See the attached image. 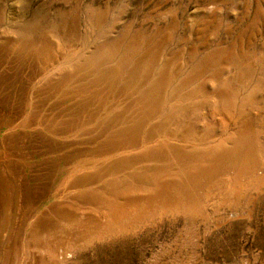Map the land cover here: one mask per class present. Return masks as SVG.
Listing matches in <instances>:
<instances>
[{
    "label": "rangeland",
    "instance_id": "rangeland-1",
    "mask_svg": "<svg viewBox=\"0 0 264 264\" xmlns=\"http://www.w3.org/2000/svg\"><path fill=\"white\" fill-rule=\"evenodd\" d=\"M0 96V178L65 209L31 264H264V0H0Z\"/></svg>",
    "mask_w": 264,
    "mask_h": 264
},
{
    "label": "bare ground",
    "instance_id": "bare-ground-1",
    "mask_svg": "<svg viewBox=\"0 0 264 264\" xmlns=\"http://www.w3.org/2000/svg\"><path fill=\"white\" fill-rule=\"evenodd\" d=\"M42 40V39H41ZM43 43V42H41ZM23 48V47H22ZM23 50V49H22ZM23 54V52H22ZM103 58V57H102ZM14 60V59H13ZM102 60V59H101ZM7 62V61H6ZM70 62V61H69ZM79 63V62H78ZM113 63V62H112ZM12 65V63H11ZM102 65V64H101ZM64 67V66H63ZM120 70V69H119ZM100 72V71H99ZM161 73V72H160ZM101 74V73H100ZM93 75V74H92ZM161 75V74H160ZM164 75V73H163ZM101 77V76H100ZM106 77V76H105ZM161 77V76H160ZM172 77V76H171ZM99 78V77H98ZM108 78V77H107ZM95 80V79H94ZM168 81V80H167ZM99 82V81H98ZM171 83V82H170ZM149 85V84H148ZM163 85V84H162ZM116 86V85H115ZM157 86V85H156ZM135 87V86H134ZM163 87V86H162ZM100 88V86H99ZM169 88V87H168ZM147 89V88H146ZM10 90V89H9ZM157 90V89H156ZM159 90V89H158ZM167 90V89H166ZM123 91V90H122ZM152 91V90H151ZM154 91V90H153ZM5 93V92H4ZM8 93V92H7ZM153 93V92H152ZM178 93V92H177ZM155 94V93H154ZM144 95V94H143ZM165 95V94H164ZM152 96V95H151ZM142 98V97H141ZM140 98V99H141ZM0 96V100H1ZM149 99V98H148ZM139 100V99H138ZM151 100V99H150ZM142 101V100H141ZM153 101V100H152ZM159 101V100H158ZM1 102V101H0ZM139 102V101H138ZM154 102V101H153ZM144 104V103H143ZM149 104V103H148ZM165 104V103H164ZM13 105V104H12ZM139 105V104H138ZM132 106V105H131ZM136 106V105H135ZM142 106V105H141ZM155 107V106H154ZM147 108V107H146ZM151 109V108H150ZM144 110V109H143ZM147 110V109H146ZM145 111V110H144ZM143 111V112H144ZM142 112V111H141ZM17 118V117H16ZM138 120V119H137ZM133 123V122H132ZM130 125V124H129ZM126 126V125H125ZM123 127V126H122ZM126 128V127H125ZM122 134V133H121ZM12 135V134H11ZM123 135V134H122ZM10 136V135H9ZM128 136V135H127ZM11 138V137H10ZM121 138V137H120ZM14 140V139H13ZM109 141V140H108ZM4 144V143H3ZM14 145V144H13ZM244 145V144H243ZM3 146V145H2ZM8 146V145H7ZM169 146V145H168ZM251 146V145H250ZM177 147V146H176ZM228 147V146H227ZM6 148V146H5ZM14 148V147H13ZM167 148V147H166ZM216 148V147H215ZM2 149V148H1ZM0 149V150H1ZM177 149V148H176ZM187 149V148H186ZM225 149V148H224ZM227 149V148H226ZM205 150V148H204ZM152 151V150H151ZM165 151V150H164ZM219 151V150H218ZM2 152V150L0 151ZM248 152V151H247ZM144 153V152H142ZM241 153V152H240ZM255 153V152H254ZM3 154V152H2ZM149 155V154H148ZM235 155V154H234ZM255 155V154H254ZM3 156V155H2ZM8 156V155H7ZM228 156V155H226ZM229 157V156H228ZM243 157V156H242ZM3 158V157H2ZM180 158V157H179ZM178 158V159H179ZM192 157L190 156L189 159ZM148 159V158H147ZM135 160V159H134ZM252 160V159H251ZM2 162V161H0ZM179 162V161H178ZM189 162V161H188ZM187 162V163H188ZM115 164V162H113ZM112 163V164H113ZM123 163V162H122ZM120 162V164L122 165ZM180 163V162H179ZM184 163V162H183ZM85 164V163H84ZM111 164V163H110ZM111 164V165H112ZM113 166H107L103 170V168L100 171V174L98 175L96 171L93 173H85L83 176V179L80 180V190H78V195L82 198L81 200H84L89 204L91 200L93 201L94 199L98 198H105V202H109L105 195L107 194L105 190L107 189H112L115 194H119L125 188L128 186L126 182H123V179L121 180L118 177V174H116V170L114 171V166H118V164ZM104 165V164H102ZM250 165V164H249ZM257 165V164H256ZM1 166V164H0ZM123 166V165H122ZM121 166V167H122ZM143 166V165H142ZM215 166V165H214ZM119 167V166H118ZM120 167V168H121ZM148 167V166H147ZM184 167V166H183ZM11 168V167H10ZM91 168V167H90ZM105 168V167H104ZM123 168V167H122ZM165 168V167H164ZM180 168V167H178ZM185 168V167H184ZM195 168V167H194ZM132 169V168H131ZM142 169L139 168V170ZM161 168L157 167V170L155 173L154 170L151 171L146 168H144L145 171H139V172H134L130 173L133 178H136L139 181L143 180L148 183H156L160 177V172L161 170H158ZM168 169V168H166ZM165 169V170H166ZM181 169V168H180ZM196 169V168H195ZM198 169V168H197ZM3 170V169H1ZM6 170V169H4ZM88 170V168H87ZM122 170V169H121ZM120 170V171H121ZM126 170V169H125ZM143 170V169H142ZM185 170V169H184ZM45 171V170H44ZM119 171V170H118ZM117 171V172H118ZM135 171V170H134ZM149 171V172H148ZM160 171V172H159ZM214 171V170H213ZM12 172V169H11ZM9 173L8 171L4 173V176L2 175L0 178V264H5L7 263V260L13 264H31V260L28 259L29 256L32 254V249H39L41 246L43 247L41 241L44 240L45 235H48V229L50 227V221L53 222V219L55 218H64L65 216V209H62L63 206L56 203L52 204V206L44 213H38L35 214L36 216L30 218L27 217L28 213L24 212L25 208H28L30 206V203L34 202V199L32 197L33 189L31 185L29 186L27 181L23 178H21L20 185L17 183L16 179H14L15 176H13L14 172ZM87 172V171H86ZM130 172V171H129ZM168 172V171H167ZM164 172V173H167ZM171 172V171H170ZM18 173V172H17ZM94 173L97 174L94 175ZM122 173V172H121ZM162 173V172H161ZM190 173V171H189ZM192 173V172H191ZM190 173V174H191ZM194 173V172H193ZM2 174V172H1ZM77 174V173H76ZM116 174V176H115ZM120 174V173H119ZM129 174V175H130ZM159 174V175H158ZM128 175V177H129ZM170 175V174H169ZM97 178H95V177ZM124 176V174H123ZM126 176V173H125ZM159 176V177H158ZM127 177V176H126ZM163 177V176H162ZM174 177V176H173ZM178 177V176H177ZM123 178V177H122ZM130 178V177H129ZM128 178V179H129ZM96 179V180H95ZM127 179V180H128ZM165 179V178H164ZM97 181V182H96ZM172 181V180H170ZM78 182V181H77ZM163 182V181H162ZM165 182H167L165 180ZM71 183V182H70ZM97 183V184H96ZM138 183V182H137ZM160 183V182H159ZM170 183V182H169ZM182 183V182H181ZM186 183V182H185ZM15 184V185H14ZM32 184V182H31ZM131 184V183H130ZM129 184V186H130ZM158 184V183H156ZM168 183H166L167 185ZM172 184V183H170ZM197 184V183H196ZM96 185V186H95ZM19 186V187H18ZM128 186V187H129ZM136 186V185H135ZM152 186V184H151ZM156 186V185H155ZM165 186V185H164ZM34 187V186H33ZM74 187V186H73ZM132 187V186H131ZM169 187V186H168ZM127 188V187H126ZM153 188V187H152ZM128 189V188H127ZM130 189V188H129ZM169 189V188H167ZM179 189V188H178ZM112 190L108 191L110 193H113ZM35 191V190H34ZM124 189V193H125ZM162 191V190H161ZM168 191V190H167ZM36 192V191H35ZM121 192V193H123ZM128 193V191H126ZM77 193V192H76ZM109 193V194H110ZM120 193V194H121ZM123 193V195H124ZM130 193V192H129ZM162 193V192H161ZM38 194V192H37ZM126 194V193H125ZM201 194V193H200ZM39 195V194H38ZM74 195V194H73ZM115 195V196H117ZM130 195V194H129ZM36 198V197H35ZM102 198V199H103ZM134 198V197H133ZM109 199V198H108ZM80 200V201H81ZM131 201V200H130ZM61 202V201H60ZM83 202V201H82ZM35 203H33L34 205ZM37 204V203H36ZM32 205V204H31ZM31 207V206H30ZM34 207V206H32ZM31 207V208H32ZM118 207V206H116ZM35 209V208H34ZM33 210V209H32ZM115 210V209H114ZM120 210V209H119ZM34 211V210H33ZM28 212V211H27ZM41 212V211H40ZM24 213V214H23ZM31 213V212H30ZM76 213V212H75ZM113 213V212H112ZM136 213V212H135ZM68 214V213H67ZM23 215V216H22ZM33 215V214H32ZM22 216V217H21ZM133 216V215H132ZM126 217V216H125ZM128 218V217H127ZM112 219V218H111ZM111 221V220H110ZM55 225V224H54ZM73 226V225H72ZM86 227V226H85ZM120 227V226H119ZM55 228V227H54ZM50 230V229H49ZM92 233V232H91ZM58 236V235H57ZM71 236V235H70ZM47 237V236H46ZM45 237V238H46ZM63 238V237H62ZM33 239V241H32ZM35 240V241H34ZM45 246V245H44ZM41 251V249H40ZM45 252V251H44ZM47 252V251H46ZM40 254V253H39ZM29 255V256H28ZM37 254H35L36 256ZM28 257V258H27ZM50 263V262H47ZM52 264V263H51Z\"/></svg>",
    "mask_w": 264,
    "mask_h": 264
}]
</instances>
